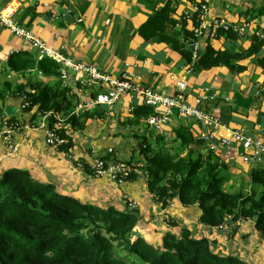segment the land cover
Here are the masks:
<instances>
[{"label":"crops","instance_id":"1","mask_svg":"<svg viewBox=\"0 0 264 264\" xmlns=\"http://www.w3.org/2000/svg\"><path fill=\"white\" fill-rule=\"evenodd\" d=\"M160 1L0 0V5L13 4L17 9V24L67 60L95 66L113 77L129 78L168 96L176 91L172 76L183 77L188 82V95L192 102L208 94L209 100H204L201 109L219 118L223 126L218 130L220 138H231V131L239 129L264 141L263 68L250 59L243 63L247 69L241 74H233L224 66L208 71L193 68L191 73H187L188 66L170 46L157 40L145 43L138 34V28L154 11L155 4L161 6L165 2ZM210 4V17L232 18L224 3L219 9L213 2ZM185 6L177 4L174 8L176 29L182 26L180 18L183 13L191 10ZM252 34L234 41L237 47L247 49ZM208 41L200 39L201 49ZM211 43L215 48L226 47L223 41L211 40ZM19 51L36 54L39 60L45 58H40L39 51L29 41L17 37L0 22V84L6 80H20L16 73L8 71L9 57ZM48 58L61 66L60 76L45 78L39 75V78L69 90L78 98L77 104L93 100L101 93V87L89 86L87 76L71 69L66 70L67 77L63 78L64 65L52 57ZM17 101L22 104L23 99H10L6 105ZM142 105L140 95L126 94L113 107L95 106L84 111L79 117L81 127L73 128L72 123H68L72 144L69 149L48 145L45 129L41 126L42 118L20 108L15 116L17 123L22 125L11 130L12 142L19 148L17 152H11L3 135L10 126L5 125L9 121L0 117V170L16 168L28 171L35 180L54 184L61 194L100 207L113 205L124 210V200L128 198L131 200L129 207L138 208L142 217L138 230L143 228V237L151 244L159 241L157 237L162 240L167 231L178 233L181 227L187 226L197 239L207 238L214 242L215 252L222 256L235 255L248 264H264V239L255 229L254 221L225 225V228H208L199 222L201 211L198 205L184 207L174 199L168 208H162L148 190V176L138 169V177L131 182L114 180L108 174L95 177L85 170L84 165H92L95 157L105 158L109 154L117 157L111 160L112 163L132 162L133 166H141L138 148L143 136L149 138L156 148L165 146L170 153H175L174 148L180 145L176 139L181 127H189L197 137L202 131H210L203 123L178 110L162 129L151 127L148 119L155 110L149 118L139 120L135 117V109ZM174 140L175 143L171 144ZM216 147L213 152L220 161L231 166L230 172L249 180L246 173L253 165L243 162L242 147L235 143L225 145L220 141ZM171 221L178 226H173Z\"/></svg>","mask_w":264,"mask_h":264},{"label":"trees","instance_id":"2","mask_svg":"<svg viewBox=\"0 0 264 264\" xmlns=\"http://www.w3.org/2000/svg\"><path fill=\"white\" fill-rule=\"evenodd\" d=\"M245 1L252 7L243 11V16L257 22L256 27L262 29L264 0L258 7L255 0ZM175 7L172 0H166L161 6L155 4L154 11L137 30L145 43L157 40L167 44L194 70L208 71L224 66L233 74H241L247 69L243 63L251 59L264 71V37L257 33L251 36L247 49H240L234 42L239 36L221 31L214 40L223 41L226 47L215 48L209 40L194 61L189 43L193 33L187 21L182 22L181 29H176ZM8 66V71L16 73L21 80L0 84V117L9 121V125L17 122V116L7 117L5 105L10 99L19 98L24 99L22 103L29 102L24 110L35 113L36 118L55 112L70 118L73 128L81 127L80 118L71 116L78 98L69 90L39 78V75L60 76L61 66L55 60L48 57L39 60L36 54L19 51L11 54ZM134 112L142 120L154 114V108L142 105ZM142 138L138 148L141 166L134 165L124 181L137 178L138 169L148 176V190L162 208H168L174 199L184 207L198 205L199 222L208 228L254 221L255 229L264 239L263 166L254 165L249 180L232 174L231 166L220 161L208 143L189 127L178 130L176 142L180 145L174 148L175 153H170L165 146L156 148L149 138ZM64 146L69 149L72 144ZM113 159H117L115 154L101 158L106 163ZM84 168L97 176L92 165L85 164ZM124 201V210L113 205L100 207L83 203L61 194L52 183L35 180L28 171L0 170V264H140L138 261L142 264H248L238 256L216 253L214 242L197 239L187 226L181 227L178 233L167 231L161 246L151 244L137 233L142 221L139 209L129 207L130 199ZM171 224L178 226L174 221Z\"/></svg>","mask_w":264,"mask_h":264},{"label":"built area","instance_id":"3","mask_svg":"<svg viewBox=\"0 0 264 264\" xmlns=\"http://www.w3.org/2000/svg\"><path fill=\"white\" fill-rule=\"evenodd\" d=\"M210 9V6H208V8L202 7V12L198 18L194 17V13H199V7H196L193 12L192 10L186 11L183 13L180 21V25H182L183 21H187L190 25V32L193 33L194 38H191L189 43L193 51L194 61L197 60L201 50L200 39L206 38L207 40H214L221 31L228 32L230 30L223 25V20L221 19H215L216 17L212 21H207L205 19V15L208 11H210ZM16 14L17 9L13 4H8L6 6L0 5L1 24L6 26L17 37L29 41L34 48L39 51L40 58L47 56L61 62L65 67L63 70V78L67 77L66 70L71 69L77 74L87 76L89 86H99L102 90L104 88V91L101 90V93H99L95 99L77 104L76 108L71 113V116L79 118L84 111L92 109L95 106L113 107V105L122 96L126 94H137L141 96L143 105L153 107L156 111L155 114L148 119L151 127H155L159 130L162 129L173 116L174 111L178 110L177 112L192 117L200 123H203L206 128H210V131L200 132L198 138L206 141L211 151L216 150V144L219 141L225 145L235 143L243 149L241 157L244 163L264 167V141L256 136L248 135L239 129L231 131V138H220L218 136V130L223 126L219 118L210 114L208 111L201 109V105L205 102L204 100H209L208 94H203L199 96V98H195L192 102L188 95V82L183 77L179 75L172 76V80L175 82L176 91L173 95L168 96L155 92L153 89L140 85L129 78L113 77L111 75L104 74L95 66L75 63L72 60H67L61 54H58L50 49L44 41L36 38L31 32L25 30L17 24L15 21ZM235 31L244 35L246 30H244V28H240ZM257 34L262 36L258 32ZM192 71L193 66L189 65L186 68V72L191 73ZM12 73L14 74V72ZM28 107L29 102L22 103V110ZM40 117L42 118L41 126L45 129L46 141L48 145L59 149L62 146L69 144L70 133L68 131V127H70V125L68 123L70 118H66L64 115L55 112H47ZM5 125L9 126L8 122H6ZM16 127H19L17 122L15 124H11L8 130L3 133L6 137V142L10 151L14 153L18 151L19 146L12 142L11 130ZM64 130H67L65 134H63ZM110 152H113V150L110 149ZM92 166L96 170L97 176H104L108 174L114 180H118L120 182L127 179L133 171L131 165L129 166L126 163H106L99 157H95L92 162Z\"/></svg>","mask_w":264,"mask_h":264},{"label":"rangeland","instance_id":"4","mask_svg":"<svg viewBox=\"0 0 264 264\" xmlns=\"http://www.w3.org/2000/svg\"><path fill=\"white\" fill-rule=\"evenodd\" d=\"M164 1H166V0H161L160 3H163ZM172 1L175 3V6L177 4L178 5H186L185 7L186 8H190L192 10V12H193L194 9H196V7H199V9H200L199 13H196V12L194 13V17L195 18L199 17L200 13L202 12L201 11L202 7L208 8V6H211L210 2H213L215 5H217L218 9H219L220 4L224 3V5L227 6L228 12H229V14L231 15L232 18L227 19L225 17L223 18V17L217 16L215 19L223 20L222 21L223 25L225 27H227L228 29H230L231 30V31L229 30L230 32L235 33L237 36H239L238 39H243L244 35L252 34L253 31H254L253 34H256L258 32L264 37V33H263V30H262L264 28V20H261L260 24L262 26L261 27L262 29H259L258 27H256L257 22L252 21L251 19L243 16V14H244L243 11H245L249 7H252L251 3H248L246 1L245 2H243V0H241V1L240 0H195L194 2L193 1H189V0H172ZM255 2L257 4L256 6L258 7V6L261 5L262 0H255ZM209 15H210V12L208 11V13L205 15V19L207 21H212L214 19V17H210ZM180 20H181V18H180ZM248 25H251V26H248ZM240 28H244V30H246L244 35H241L240 32H236L235 31L236 29L239 30ZM224 48H225V46H224ZM10 81H13V80H10ZM20 108L22 110V104H21ZM21 125L22 124L19 123V126H21ZM170 143L173 144V142H170ZM132 170H134V167H132ZM251 170H249L246 173V175H248V177H251V174H250ZM137 233H139L140 235H143V233H144L143 232V228H142V230L139 229L137 231ZM156 236L157 235L155 234V236H153V237L155 238ZM160 239H161L160 237L159 238L157 237L156 240H159L160 242L158 241V242H156V244H153V245H155L157 247L161 246V240ZM138 262L140 264H142L141 261H138Z\"/></svg>","mask_w":264,"mask_h":264},{"label":"water","instance_id":"5","mask_svg":"<svg viewBox=\"0 0 264 264\" xmlns=\"http://www.w3.org/2000/svg\"><path fill=\"white\" fill-rule=\"evenodd\" d=\"M21 102H13L6 105L5 114L6 116H15L20 110Z\"/></svg>","mask_w":264,"mask_h":264}]
</instances>
